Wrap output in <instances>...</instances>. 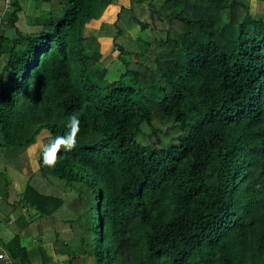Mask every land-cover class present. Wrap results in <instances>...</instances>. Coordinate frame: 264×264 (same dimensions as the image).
Masks as SVG:
<instances>
[{"label": "trees", "instance_id": "1", "mask_svg": "<svg viewBox=\"0 0 264 264\" xmlns=\"http://www.w3.org/2000/svg\"><path fill=\"white\" fill-rule=\"evenodd\" d=\"M130 1L0 0V264H264V17Z\"/></svg>", "mask_w": 264, "mask_h": 264}, {"label": "rangeland", "instance_id": "2", "mask_svg": "<svg viewBox=\"0 0 264 264\" xmlns=\"http://www.w3.org/2000/svg\"><path fill=\"white\" fill-rule=\"evenodd\" d=\"M120 2L123 4V5H125V6H127V7H130V4H131V1L130 0H120ZM251 8H252V15L255 17H259V18H261V17H264V3H262L261 2V0H251ZM11 6V3H10V1H7V7L9 8ZM31 7H32V4L31 3H29V5H28V11H30V9H31ZM55 7H56V12H61V8H59L60 6H58L57 4L55 5ZM60 14V13H59ZM86 35L88 36V37H98V35H99V31H97V30H91V29H88L87 31H86ZM130 35L131 36H133L134 38H137V37H142L143 39H146V38H148V36H152V33L150 32V31H146L145 33H139V30H138V28L136 29H133L131 32H130ZM121 43H124V41L122 40L121 41ZM101 69H106L107 70V80L109 81V82H116V81H119L120 80V78H121V76L125 73V67H124V65H123V63L120 61V59H119V53L118 52H115L107 61H106V63L105 64H103L101 67H100ZM40 146H41V150L43 149V146H44V144L43 143H40ZM29 153V152H28ZM29 161H30V164H31V167H32V170L33 171H36V170H38V168H37V166L38 165H36V167H34L33 166V164L35 163V160L32 158V159H30L29 158ZM15 172V171H14ZM12 173V175H13V177H14V174H13V170H10L9 172H8V178H11L10 177V174ZM16 174V176L20 179V180H22L20 177H23V181L25 182V183H27L28 184V179L26 178V177H24V176H22L21 174H19V173H17V172H15ZM19 176H18V175ZM18 180V179H17ZM19 184H20V182H19ZM24 187H25V185H18V190H22V189H24ZM20 199L22 200L23 199V195H21L20 196ZM25 214H26V220L28 221V222H31L32 221V219H36V216H35V214H34V212H32L30 209H29V207H27V206H25ZM5 229V228H4ZM4 232H5V230H4ZM50 237H53V236H51V235H49ZM29 239V238H28ZM26 240V241H24V245L29 249V253H30V256L31 257H35L36 256V251H37V249L36 250H34V248H33V244H31V243H28V242H31L32 241V238L31 239H29V240ZM38 254V253H37Z\"/></svg>", "mask_w": 264, "mask_h": 264}, {"label": "crops", "instance_id": "3", "mask_svg": "<svg viewBox=\"0 0 264 264\" xmlns=\"http://www.w3.org/2000/svg\"><path fill=\"white\" fill-rule=\"evenodd\" d=\"M150 37V36H148ZM36 150V154H35V157L33 156L32 152ZM45 151V146H43V149L41 150V146L40 144L36 145L35 147H33L31 150H29V157L30 159H34L35 160V163H37L36 165L38 170L34 171V172H37L39 171V160L41 158V156L43 155ZM35 163L33 164L34 167L35 166ZM13 174H14V177L12 175V173L10 174V177L9 180H10V184L13 186L14 190H15V193H16V196L20 199V196L23 195L25 193V190H26V186H27V183H25L23 181V177H20L22 180H20L15 174V172L13 171ZM18 175V174H17ZM19 176V175H18ZM18 179V180H17ZM25 185L24 189L22 190H18V185ZM8 198V189H7V184L5 181H1L0 182V199H3V200H6ZM18 199V200H19ZM19 225L21 227H25V225L27 223H29L27 220H26V214H24V218L20 219L19 221ZM49 235L53 236V237H50ZM55 240H56V235L54 232H47L44 236H42L41 238H32V241L31 242H28V243H31L33 244V248L34 250L37 249L36 251V256L39 254V248L40 246H44V248L46 249L48 255L50 257L53 258V262L51 264H70L69 260L67 258H63V257H58L56 256L55 252H54V243H55ZM38 253V254H37ZM0 254H6V252L3 250L2 247H0Z\"/></svg>", "mask_w": 264, "mask_h": 264}, {"label": "built area", "instance_id": "4", "mask_svg": "<svg viewBox=\"0 0 264 264\" xmlns=\"http://www.w3.org/2000/svg\"><path fill=\"white\" fill-rule=\"evenodd\" d=\"M0 260L9 261V258L5 254H0Z\"/></svg>", "mask_w": 264, "mask_h": 264}]
</instances>
